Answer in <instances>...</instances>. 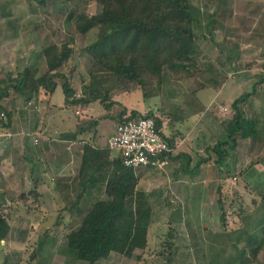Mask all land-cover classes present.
<instances>
[{
	"label": "rangeland",
	"instance_id": "1",
	"mask_svg": "<svg viewBox=\"0 0 264 264\" xmlns=\"http://www.w3.org/2000/svg\"><path fill=\"white\" fill-rule=\"evenodd\" d=\"M192 3L196 66H190V74L184 69L165 68L162 77H149L151 84L146 89L116 90L113 98L119 104L110 111L113 117L101 120L92 130L95 142L107 144L119 123L122 102L128 114L132 110L140 114L152 111L168 123L167 129H177L179 134L192 131L191 139L182 137L185 140L177 142L181 150L196 149L197 141L198 149L205 145L211 148L226 137L223 121L234 116L232 102L252 90L245 110L249 116H257L260 138L238 139L233 150L238 169L228 178L223 172L219 174L210 161L203 168L187 170L185 155L162 167L136 169L140 176L138 187L148 193L154 206L149 247L136 249L131 257L112 252L95 264H242L240 254L243 259H250L246 264H264V0ZM67 12L99 14L101 5L94 0H0V79L16 75L25 66L32 67L33 76L38 77L48 69L43 47L71 39L76 42V51L72 64L64 71L69 74L72 70V85L80 95L92 64V57L84 49L91 35L85 38L70 32L65 23ZM58 82L63 79L58 78ZM47 101L34 98L30 103L23 97L5 100V105L14 111L15 121L11 134L5 130L0 133V210L11 224L8 237L0 242V264H88L67 249L66 234L79 225L95 198L84 196L76 200L73 193L68 195L67 183H63L66 177L56 181L64 187L62 191L49 195L47 189L55 177L48 171L51 158L46 159L40 152L41 148L48 153L50 147L62 156L66 142L56 141L55 131L74 130L82 112L77 113L79 107L65 105L60 85L51 99L52 110L46 109ZM106 112L99 102L91 110L93 117ZM44 129L46 141L41 138L35 142L34 138ZM30 141L37 147L34 158L24 157L26 145L24 153L17 147ZM113 152L119 155L117 150ZM196 154L192 151V155ZM202 154L215 157V153ZM199 159L198 154L191 157L190 165ZM252 162L254 165L242 175L240 169ZM39 178L48 184L43 187L45 194L39 200L34 196L20 197L22 193L28 195ZM172 229L176 250L168 260L158 252L164 249L167 233ZM253 231H258L256 241L249 243L247 237ZM254 245L260 248L257 256L251 250Z\"/></svg>",
	"mask_w": 264,
	"mask_h": 264
},
{
	"label": "trees",
	"instance_id": "2",
	"mask_svg": "<svg viewBox=\"0 0 264 264\" xmlns=\"http://www.w3.org/2000/svg\"><path fill=\"white\" fill-rule=\"evenodd\" d=\"M36 1L45 3L46 0ZM61 1L67 3L73 0ZM94 1L101 5L99 14L67 12L65 18V23L73 34L78 33L85 38L91 35L84 49L92 57V64L89 79L83 83L81 94L77 95L72 85V70L69 74L64 71V68L73 62L76 42L70 39L60 44H48L42 49L48 68L46 72L34 77L33 68L25 66L16 75L0 79V133L3 130L6 133L11 132L15 121L14 111L5 105L7 98L23 97L28 102L34 98L38 102L47 99L46 109L49 111L52 108L51 99L40 100L39 97L44 93L53 95L60 85L65 93V105L75 109L79 107L82 112H79L75 130L61 133L60 138L82 141L91 135L90 133L96 136L93 131L100 121L112 116L111 109L115 104H119L118 100L113 98L116 90L130 92L136 87L146 89L151 84V81L148 82L149 77H162L165 68L184 69L190 74V66H196L193 56L197 48L194 27L196 18L192 0ZM58 78H62L63 82L59 83ZM252 94L253 90L245 92L232 102L234 116L223 121L226 137L217 140L211 148L206 147V152L215 153V157L211 154L199 155L200 159L194 166L190 165L191 158L188 157L187 170L195 171L203 163L213 160L212 163L218 168L219 174L223 172L225 178L235 174L238 165L233 159V150L238 144V139L257 141L260 138L257 116L251 117L245 110L246 101ZM95 102H99L108 112L93 117L88 110ZM121 105L119 122L139 116L155 117L159 124L163 121L162 117L152 111L140 114L137 110H132L128 114L127 107L122 102ZM167 130L163 134L176 150V135L179 130ZM82 150L80 183L94 182L98 179L97 171L105 172V191L109 199L93 201L81 217L79 225L66 234L67 249L74 253L78 260L88 264L106 259L112 252L131 257L136 249L147 250L151 224L154 221V206L148 193L138 187V168L127 166L120 156L113 161L108 160L111 153L108 144L95 147L86 141ZM173 153H168L170 161L177 158ZM253 165L254 162L239 172L243 175ZM28 193H22L20 197L28 199L34 196L36 200L41 197L37 184ZM220 202L221 208H224L221 197ZM222 217L225 219V211ZM257 229L258 227H255L254 230ZM10 230L9 219L0 210V242L8 237ZM173 231L175 230L167 233L164 249L158 252L167 256L168 260L174 256L176 250ZM255 232H249V243L256 241ZM259 249L258 245L251 247L254 256H257ZM31 255L34 260L36 252ZM243 257L240 254L242 264L250 261L249 258L246 260Z\"/></svg>",
	"mask_w": 264,
	"mask_h": 264
},
{
	"label": "crops",
	"instance_id": "3",
	"mask_svg": "<svg viewBox=\"0 0 264 264\" xmlns=\"http://www.w3.org/2000/svg\"><path fill=\"white\" fill-rule=\"evenodd\" d=\"M221 90H223V89L221 88ZM221 90H220V92H221ZM52 96L53 95H49V94L46 95L44 93V94H41V96L39 98H40V100H43L45 98L52 99ZM93 105L94 104H92L90 106L88 112L91 113V110L93 109ZM50 106H52V101L50 102ZM52 109L53 108H51V110ZM59 121H61V120L59 119ZM59 121H56V123L59 122ZM58 126H59V123H58ZM75 128H76V126L74 127V130H75ZM178 129H180V128H178ZM45 130L46 129H44V131L43 130L40 131L39 135L37 137H35V138L39 137L38 140H40L41 138L42 139L44 138L43 140L46 141L45 139H47V135L44 134ZM69 131H73V130H69ZM180 131H181V129H180ZM63 132H67V131H63V130L62 131H59V130L55 131V133H56V137H55L56 141L66 142V150L63 152L62 156H59L58 153H54L50 147L47 148V149H49L48 153H46L44 150H42L40 148V152L41 153L44 152L43 155L45 156L46 159L51 158L50 162L47 164V165H50V169L48 168V171L51 172V174L55 177L54 179H52V182H51V184L49 186L50 188L47 189V191H49L48 192L49 195H52L53 194L52 192L56 193L55 195H57V194H59L58 192L62 191V189L64 187L61 184H59L58 182H56V181L58 180V178L66 177L67 180H64L63 183H65V182L67 183L66 184L67 185L66 188H67V191H68V195H71V193H73L72 195H75L74 199H76V197H84V196H87V197H90V198L93 197V198H95V200L96 199H109V196L107 195V193L105 191V189H106V176H105L106 174H105V172H101L100 170L97 171V178L98 179L96 181H94V182H88L87 184H81L80 183V178H79L81 160H82L81 155H82V151H83L82 150L83 143L86 142V141H89L95 147H100V146H104V145H100V144L96 143L95 142L96 136H94V135L93 136L90 135L87 138L85 137L84 139H82V141L62 140L60 138V134L63 133ZM114 132H115V129L113 131V134H114ZM191 132H189L188 134H185V133H183L181 131L182 134L178 133L176 135V142H179V144H180V142L182 143L185 140V139H182V137H184L186 139H191L192 138V137L190 138ZM36 133H38V132H36ZM6 134H11V132L10 133H6ZM113 134L110 137H112ZM31 143H33V142L30 141V143L28 142L27 144L23 142L21 145L17 146L18 149L20 150V152L23 151V153H24L25 150H26V149L24 150L25 145H26L27 151H26V153L24 155V157H26V158H30V157L34 158V155H36L35 153L37 151H35V150H37V147H34L33 144H31ZM107 144L109 145V141L107 142ZM178 146L179 145H177V147ZM198 146H199V143L197 141L196 149H194L192 151L197 153L198 155L204 156L202 154V151H206V147L208 145H205L204 147H202L203 149L202 148L198 149ZM179 148L181 150L180 146H179ZM176 150L177 151H176V153L174 155H176L177 158L174 159L173 161L180 159L181 157H183V155L187 156V158L188 157H190V158L191 157H195L197 155V154L196 155H192V151L191 150L190 151H187V150H181L180 151L177 148H176ZM181 153L183 155L179 156V154H181ZM48 156H49V158H48ZM205 156H207V155H205ZM117 157H119V155H115L113 150L111 149V153H110V156H109L108 160L113 161ZM30 162H32V161H30ZM210 162H212V161H210ZM206 165H210L209 162L208 163H204V165H201V168L205 167ZM31 171H32V169H31ZM35 182H37V183H35V186L37 184L38 190L40 191L41 195L45 194V190H43L44 189L43 187L44 186L48 187V184L47 183L45 184V182L43 181L42 178L36 179ZM32 188H34V187H32ZM73 203H76V201H73ZM78 206H79V204H78Z\"/></svg>",
	"mask_w": 264,
	"mask_h": 264
},
{
	"label": "built area",
	"instance_id": "4",
	"mask_svg": "<svg viewBox=\"0 0 264 264\" xmlns=\"http://www.w3.org/2000/svg\"><path fill=\"white\" fill-rule=\"evenodd\" d=\"M80 111H77L79 114ZM168 123H158L155 117L139 116L119 122L109 140L112 150H117L127 166H165L169 164L168 153L175 151L163 134ZM38 138H35V142Z\"/></svg>",
	"mask_w": 264,
	"mask_h": 264
}]
</instances>
